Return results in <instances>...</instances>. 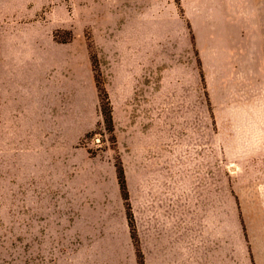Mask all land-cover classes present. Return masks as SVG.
Masks as SVG:
<instances>
[{"label": "rangeland", "instance_id": "374dc122", "mask_svg": "<svg viewBox=\"0 0 264 264\" xmlns=\"http://www.w3.org/2000/svg\"><path fill=\"white\" fill-rule=\"evenodd\" d=\"M206 13L0 0V264H147L184 234L187 264H264V65Z\"/></svg>", "mask_w": 264, "mask_h": 264}, {"label": "crops", "instance_id": "0c3cea01", "mask_svg": "<svg viewBox=\"0 0 264 264\" xmlns=\"http://www.w3.org/2000/svg\"><path fill=\"white\" fill-rule=\"evenodd\" d=\"M179 3L187 18L202 16L203 12L226 18L229 65H264V0H179ZM241 49L243 62L239 61ZM182 237L178 236L177 243L164 241L162 251L148 252L147 264H187L186 235ZM201 258L200 264H234L224 246L216 256Z\"/></svg>", "mask_w": 264, "mask_h": 264}, {"label": "trees", "instance_id": "16d2710c", "mask_svg": "<svg viewBox=\"0 0 264 264\" xmlns=\"http://www.w3.org/2000/svg\"><path fill=\"white\" fill-rule=\"evenodd\" d=\"M176 3L179 4V0H176ZM93 67H94L93 70L96 71L97 66L95 63L93 64ZM95 81H96V88L98 90V94L100 98V111L102 114L103 123L105 124L107 131L110 134H113L114 128H113V120H112V108H111V105L108 99V95L105 89L103 88L101 81L99 80L97 76H95ZM117 179H118L121 197L126 203V214H127V219H128V225H129L130 232H131V238L135 244L136 243L138 244V239L135 233V228H134V223H133V215L131 213V208L128 203V200H129L128 191H127L124 173H123V169L121 165L117 167ZM138 258H139L138 264H144L141 253L138 254Z\"/></svg>", "mask_w": 264, "mask_h": 264}]
</instances>
